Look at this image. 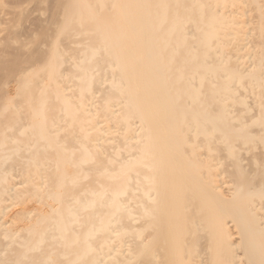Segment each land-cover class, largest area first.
Here are the masks:
<instances>
[{
    "label": "bare ground",
    "instance_id": "6f19581e",
    "mask_svg": "<svg viewBox=\"0 0 264 264\" xmlns=\"http://www.w3.org/2000/svg\"><path fill=\"white\" fill-rule=\"evenodd\" d=\"M70 1L0 64V264H112L135 227L158 264H264V0Z\"/></svg>",
    "mask_w": 264,
    "mask_h": 264
},
{
    "label": "rangeland",
    "instance_id": "374dc122",
    "mask_svg": "<svg viewBox=\"0 0 264 264\" xmlns=\"http://www.w3.org/2000/svg\"><path fill=\"white\" fill-rule=\"evenodd\" d=\"M38 2V7L34 10V18L30 16L32 10L31 0H0V7L2 5L10 6L15 9L13 14L9 15V19L0 12V26L3 31L0 32V64L7 67V70L15 67V55H22L24 50L25 56L22 58L24 61H36L37 58H31L30 54L35 52L39 45H46L49 38L53 35V28L58 26L64 28L66 23L70 20V0H35ZM123 0H113L114 6ZM74 36V35H73ZM73 36H70L73 37ZM78 38L79 36H75ZM20 41L16 47H11L8 41ZM2 42V43H1ZM38 52V49L36 51ZM29 56H28V55ZM27 55V56H26ZM39 55H41L39 53ZM42 57L38 58L39 61ZM4 96L0 94V104L3 102ZM136 225V224H135ZM144 227H135L134 237L141 240L140 250L133 247L126 252L119 251L116 255L115 261L112 264H158L159 259L152 261L144 254L148 245L153 244L149 239L147 229ZM132 234V233H130ZM141 234V235H140ZM133 235V234H132ZM132 238V237H130ZM93 249L95 248L93 244ZM205 248V247H201ZM91 249V247H90ZM200 249V248H199ZM168 255L165 254L163 264H174Z\"/></svg>",
    "mask_w": 264,
    "mask_h": 264
}]
</instances>
